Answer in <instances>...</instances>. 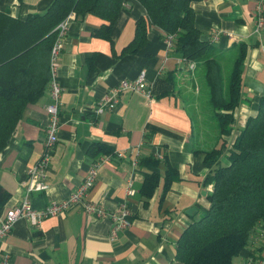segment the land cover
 <instances>
[{"label": "crops", "instance_id": "crops-1", "mask_svg": "<svg viewBox=\"0 0 264 264\" xmlns=\"http://www.w3.org/2000/svg\"><path fill=\"white\" fill-rule=\"evenodd\" d=\"M53 1L0 0V11L26 18L30 13H44ZM259 1H192L195 24L214 46L248 45L243 100L236 109L230 140L257 112L264 95V29L256 30L255 17ZM141 16L149 18L146 7L139 0H125L111 29L112 39H107L96 34L105 19L74 11L61 53V125L47 172L49 187L29 194L36 207L68 196L100 155L94 151L112 147L114 154L100 163L89 196L110 209L128 201L133 223L112 238L110 218L87 214L80 204L44 218L38 227L21 217L0 242V259L8 252L12 264H181L176 259L178 238L208 205L207 194L213 189L212 183L205 182L209 171L205 149L209 144L203 134L196 133L200 121L194 116L197 113L202 120V110L195 107L194 100L197 90H204L203 70L197 61L184 58L174 45L169 46L163 29L152 23L145 45L136 52H124L135 37L136 20ZM142 71L146 72L150 94L127 89L121 92L115 109L94 112L96 102L109 88L122 78H136ZM50 102L48 82L46 92L28 104L0 152V181L11 192L0 207V219L27 194V170L43 152ZM136 155L139 164L134 167ZM149 155L159 159L158 166L141 163ZM170 166L174 168L172 181L164 191ZM153 169L160 171V183L151 196H145L141 188L146 173ZM133 170L136 191L128 195ZM263 232L264 221L232 264H248L249 257L264 254Z\"/></svg>", "mask_w": 264, "mask_h": 264}, {"label": "trees", "instance_id": "trees-1", "mask_svg": "<svg viewBox=\"0 0 264 264\" xmlns=\"http://www.w3.org/2000/svg\"><path fill=\"white\" fill-rule=\"evenodd\" d=\"M125 0H54L44 13L26 18L0 11V152L18 127L26 107L47 90L50 79V52L56 38V25L66 15L96 14L106 22L96 34L112 39L111 29ZM148 17L136 20L134 39L124 52H136L148 38L149 23L173 35L175 49L202 67L203 89L197 90L194 105L201 108L196 133L209 144L205 182L213 184L208 205L184 228L177 241L176 259L181 264H232L248 245L257 226L264 221V95L258 110L250 115L232 140L236 109L243 100V70L248 45L239 42L218 48L202 36L195 24L193 0H139ZM201 88V87H200ZM202 104L205 108L203 110ZM95 154L112 153L101 146ZM141 163L159 165L156 156ZM174 168H168L164 191L169 188ZM157 169L147 172L141 188L151 196L160 183ZM11 192L0 181V207Z\"/></svg>", "mask_w": 264, "mask_h": 264}, {"label": "built area", "instance_id": "built-area-1", "mask_svg": "<svg viewBox=\"0 0 264 264\" xmlns=\"http://www.w3.org/2000/svg\"><path fill=\"white\" fill-rule=\"evenodd\" d=\"M74 16V11L69 12L55 27L57 31L56 38L53 42L50 52V79L49 90L51 102L47 104L48 123L46 127V138L44 140L43 152L27 170V194L19 203L8 208L5 214L0 219V242L12 230L15 222L26 217L30 219L33 225L40 226L42 220L48 216L58 215L68 211L77 204L82 206V209L90 215L97 217H107L111 220L110 236L115 238L118 236L119 230L126 228L133 223V210L128 201L122 202L118 209L106 208L102 203L94 201L90 198V191L95 183L98 174V167L101 162L110 157V153H101L92 162L88 169L87 175L81 183L64 198L53 199L42 207H36L32 204L30 193L33 191L46 190L49 187L47 181V172L51 162V157L58 142V132L61 125V94L62 85L59 81V69L61 65V53L63 49L64 38L69 28V20ZM256 30L258 32L264 29V4L260 0L256 5ZM166 41L169 46L173 45V35L168 34ZM149 82L145 71L138 74L136 78H122L118 83L109 88L96 102L94 112L96 114L105 110H113L120 101L122 91L131 89L142 91L150 94ZM119 156L123 152H118ZM134 167L139 164L137 155L133 158ZM135 171H132L128 179L126 192L128 195L135 193V188L132 186L134 181ZM264 235V232L262 233ZM248 264H264V254L254 255L249 257ZM0 264H12L11 254L4 252L0 259Z\"/></svg>", "mask_w": 264, "mask_h": 264}, {"label": "rangeland", "instance_id": "rangeland-1", "mask_svg": "<svg viewBox=\"0 0 264 264\" xmlns=\"http://www.w3.org/2000/svg\"><path fill=\"white\" fill-rule=\"evenodd\" d=\"M202 107H203V110H204V108H205L204 104H202Z\"/></svg>", "mask_w": 264, "mask_h": 264}, {"label": "water", "instance_id": "water-1", "mask_svg": "<svg viewBox=\"0 0 264 264\" xmlns=\"http://www.w3.org/2000/svg\"><path fill=\"white\" fill-rule=\"evenodd\" d=\"M195 208H196V207H195ZM188 211H189V212H191V210H190V209H189Z\"/></svg>", "mask_w": 264, "mask_h": 264}]
</instances>
